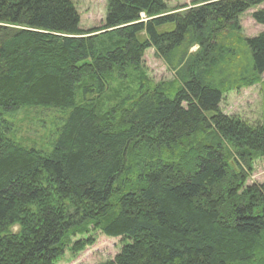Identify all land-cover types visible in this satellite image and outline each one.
I'll return each instance as SVG.
<instances>
[{
    "label": "trees",
    "instance_id": "16d2710c",
    "mask_svg": "<svg viewBox=\"0 0 264 264\" xmlns=\"http://www.w3.org/2000/svg\"><path fill=\"white\" fill-rule=\"evenodd\" d=\"M167 1L108 0L82 30L72 0H0V264H56L96 232L122 242L103 264H264V184L246 185L264 124L219 109L262 83L264 32L239 20L264 0ZM149 49L171 81L150 82ZM23 107L64 113L49 150L9 136Z\"/></svg>",
    "mask_w": 264,
    "mask_h": 264
},
{
    "label": "rangeland",
    "instance_id": "374dc122",
    "mask_svg": "<svg viewBox=\"0 0 264 264\" xmlns=\"http://www.w3.org/2000/svg\"><path fill=\"white\" fill-rule=\"evenodd\" d=\"M107 1L72 0L79 14L82 30L98 29L103 25ZM195 1L168 0L166 4L168 8L189 7ZM257 9H264V4L246 12L239 20L241 34L246 39L256 37L264 32V27L255 24L251 19V14ZM141 64L151 83L158 84L171 81V72L155 56L152 49L145 52ZM261 82V84L251 88H243L224 94L219 105L220 111L227 116H237L251 125L264 124V74L261 76ZM130 89L128 87L121 90L120 95H126ZM107 93V95L110 94V92ZM19 112L15 118L8 120L11 129L9 136L37 150H49L55 131L62 124L64 113L59 110H46L42 107H23ZM251 168L252 172L248 175L246 185L264 184V159L256 158L252 162ZM12 230L15 232L17 229L13 228ZM90 236L94 239L92 246L85 248L78 254L66 251L56 264H103L113 260L122 248V242L119 238H107L99 232Z\"/></svg>",
    "mask_w": 264,
    "mask_h": 264
},
{
    "label": "bare ground",
    "instance_id": "6f19581e",
    "mask_svg": "<svg viewBox=\"0 0 264 264\" xmlns=\"http://www.w3.org/2000/svg\"><path fill=\"white\" fill-rule=\"evenodd\" d=\"M52 144V143H51Z\"/></svg>",
    "mask_w": 264,
    "mask_h": 264
}]
</instances>
